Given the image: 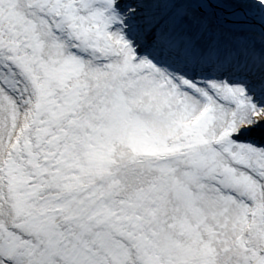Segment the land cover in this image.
Returning <instances> with one entry per match:
<instances>
[{
	"label": "snow or ice",
	"instance_id": "snow-or-ice-1",
	"mask_svg": "<svg viewBox=\"0 0 264 264\" xmlns=\"http://www.w3.org/2000/svg\"><path fill=\"white\" fill-rule=\"evenodd\" d=\"M0 264H264V0H0Z\"/></svg>",
	"mask_w": 264,
	"mask_h": 264
}]
</instances>
